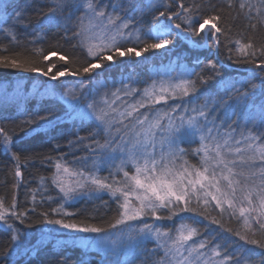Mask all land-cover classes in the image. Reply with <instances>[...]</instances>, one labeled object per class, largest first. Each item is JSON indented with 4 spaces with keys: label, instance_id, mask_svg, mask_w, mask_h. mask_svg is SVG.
Returning a JSON list of instances; mask_svg holds the SVG:
<instances>
[{
    "label": "snow or ice",
    "instance_id": "snow-or-ice-1",
    "mask_svg": "<svg viewBox=\"0 0 264 264\" xmlns=\"http://www.w3.org/2000/svg\"><path fill=\"white\" fill-rule=\"evenodd\" d=\"M26 4L27 0H0V9L13 14V26L0 29L10 43L19 44L14 27L24 24L26 8L22 5ZM46 6V12L45 5L33 9L42 17L35 26H62L64 39L75 41L72 48L80 49L83 59L65 53L58 56L63 63L57 66L56 62L45 63L57 56L55 48L33 47L9 54L10 49L0 45V68L38 73L51 81L64 77L91 80L99 75L98 70L124 63L125 57L138 58L169 49L178 38L195 37L217 49L223 37L226 44L234 45V56L229 59L250 67L243 81L221 79L225 96L219 100L209 97L203 103L198 100L205 86L221 75L218 60L211 58L195 61L203 65L199 71L185 68L179 76L153 80L143 89L121 81L119 87L86 103H82L87 100L82 80L79 90L65 88L60 100L81 122H94L95 131L68 142L70 149L83 145L88 156L72 162L65 155L41 157V163L53 171L50 177L40 178V189L31 192V211H35L37 191H48L49 180L63 202L40 213L42 219L37 222L96 234L89 242L113 255L122 251L123 264H134L137 257L141 264H264V42L257 44L252 35H231L240 18L253 33L264 29V0H149L146 5L141 0H48ZM146 11L152 18L144 28L140 25ZM48 91L55 94L53 86ZM230 111L236 119L228 123ZM51 116L49 110L23 120L21 124L28 128L25 135L52 124ZM13 136L14 130L0 127V146L5 152L11 151ZM193 142L198 144L194 149L181 147ZM189 155L198 157V162L193 164ZM11 156L14 176L22 180V163L31 158L17 152ZM104 167L109 169L106 176L100 175ZM98 192L108 193L117 205L107 226L74 219L77 213L64 206L80 195ZM217 210L220 219L211 215ZM28 212L18 211L15 195L10 204L0 198V223L11 234V246L0 255L8 264L22 238L14 222L24 224ZM185 213L191 215L185 217ZM225 214L237 222L238 229L225 227ZM196 216L255 248L229 252L227 244L214 242L225 237L206 236L196 226ZM174 218L181 222L171 227L155 223ZM148 242H154L152 249L145 247Z\"/></svg>",
    "mask_w": 264,
    "mask_h": 264
},
{
    "label": "trees",
    "instance_id": "trees-1",
    "mask_svg": "<svg viewBox=\"0 0 264 264\" xmlns=\"http://www.w3.org/2000/svg\"><path fill=\"white\" fill-rule=\"evenodd\" d=\"M148 2L149 0H141L142 5H146ZM214 2L222 3L223 0H214ZM47 4L48 0H27V4L22 5L26 8L24 24L15 25L14 27L19 44L10 43V38H6L3 32H0V45L7 46L10 49L9 54L17 51L22 52L33 47H41L46 51L55 48L57 56L50 57L49 61L45 63L56 62L57 66L63 63L58 61V56L65 53L80 56L83 59V53H81L80 49L72 48V44L75 41H66L64 39L62 26L57 27L47 24L41 27L35 26L37 20L42 19V17H38L33 9L40 5H45L44 11L46 12ZM12 15L11 10L4 12L3 9H0V29H7L13 26L14 21L10 18ZM143 15L144 20L140 26L146 28L152 17L147 11ZM136 19L138 21L141 20L140 13L136 14ZM25 24H31L32 26L25 27ZM245 24L244 18H240L235 22L231 33L233 38L241 35L246 38L252 35L257 44L264 42V29L253 33L245 28ZM190 41L193 44H188L185 40L178 38L174 46H169L170 50L165 49L145 53L140 58L129 59L125 57L123 58L124 63L107 71L98 70L99 75H94L91 80L84 77H64L61 78V81H51L47 77L38 75V73H26L15 69L0 68V81L13 83L16 79L22 78L25 83L21 87L27 88H19L18 93L13 95L6 94L7 96L3 95L0 98V127L14 130V143L11 151L5 152L3 147L0 146V198H3L6 204H10L13 195H15L18 211L29 209L28 218L24 224H20L19 221L14 222L15 227L20 230L22 238L18 242L20 244L19 249L13 251L8 258L11 264H123V261L110 263L111 260H108V255L100 250L85 249L67 241H60L58 239L60 236L66 238L70 236L51 230L45 232L44 229L53 225L37 222L42 219L40 213L49 211L51 208L57 207L58 203L63 202L59 199L58 190L51 186L49 180L48 191H37L35 211H31L33 208L31 192L40 189V178L50 177L53 171L48 164L41 163V157L43 155H51L53 157L65 155L66 159L72 162L89 155L83 145L70 149L68 142L70 140L75 141L77 135L88 137L90 133L95 131L94 122L88 120L81 122L77 113L60 100L65 88L73 87L79 90L81 80L87 86V100L82 101V103H86L93 99H99L107 90L119 87L121 81L143 89L153 80L177 77L185 68H195L196 71H199L203 65L197 66L195 61L206 62L207 59L211 58L218 60L221 75L205 86L207 90L200 95L198 100V103H203L209 97L219 100L225 96L224 90L219 84L221 79L243 81L247 78L248 71H242V69L248 70L250 65L235 63L234 59H229L230 56H234V45L226 44L223 37H221L219 49L211 46L210 43H205L199 37L191 38ZM230 48L233 51H229ZM55 70L53 69V71ZM254 82L259 83V80ZM58 84L63 86L56 87ZM50 86L54 87V95L48 91ZM172 103V101H169V104ZM175 103H180V101ZM157 107L163 108L167 106L160 105ZM49 110L52 113L50 117L52 118V124L46 125L39 133L25 135L28 132V128H24L21 122L28 119L35 112L44 115ZM233 110L238 111L234 104ZM55 117H58V119H55ZM229 117L228 123L236 119L235 116H232L231 111L229 112ZM241 127H243V122H241ZM22 128L23 131L21 130ZM84 143H88V141L85 140ZM56 145H60V148L57 149ZM197 146V142L181 144V147L189 150ZM12 152L21 154L22 158L23 156L31 158L27 164L22 163L23 178L19 181L14 176L15 161L12 159ZM188 159L193 164L198 162V157L196 156L189 155ZM108 171L109 169L104 167L100 175L106 176ZM14 184L19 186L14 188ZM48 196L53 197V200L49 201L47 199ZM64 206L68 211L77 213V216L73 217L74 219L87 220L89 223L101 226H107V223L116 215L117 209V205L110 195L104 193L96 195L94 193L83 194ZM217 213L218 210L213 211L211 215L220 219L221 217ZM182 215L187 217L191 214L185 213ZM53 218L60 217L53 216ZM194 219L196 226L209 238L221 235L225 237V239H218V241L214 242L227 244L229 252L241 248H255V246L245 244L238 237L224 232L218 225L211 224L209 220L201 216H196ZM223 221L226 228H239L237 222L234 219L230 220L227 214L224 215ZM180 222L179 218H174L172 221H156L155 223L171 227L173 223L179 224ZM184 222L192 223L193 221L186 220ZM10 235L6 227L0 223V253L11 246ZM145 247L152 249L154 242L146 243ZM255 250L260 251L259 249ZM0 264H8L2 255H0ZM134 264H141V258L137 257L134 260Z\"/></svg>",
    "mask_w": 264,
    "mask_h": 264
},
{
    "label": "rangeland",
    "instance_id": "rangeland-1",
    "mask_svg": "<svg viewBox=\"0 0 264 264\" xmlns=\"http://www.w3.org/2000/svg\"><path fill=\"white\" fill-rule=\"evenodd\" d=\"M206 43V42H205ZM201 47V46H200ZM161 50H165V49H161ZM39 75V74H38ZM25 80L20 78V79H16L15 82H7V81H0V96L1 98L3 97L4 94H10L13 95L15 93L19 92V88H24L27 89L25 87H21V85H24ZM118 163V161H117ZM108 194L106 192H98V193H94V195L96 194ZM152 221V220H149ZM153 222V221H152ZM54 231V232H59V233H63L66 235H69V238H66L64 236H60L58 239L60 241H67L68 243H71L73 245H79L85 249H94V250H100L103 253H106L108 255V260H111L110 263L112 262H120V261H124L126 259L124 253L122 251L118 252L116 255H113L111 250H105L103 248L97 247L94 244L90 243L89 241L96 235V234H88V233H79V232H72L69 230H65V229H61L59 228V226H49L48 228L44 229V231ZM130 258V257H128ZM113 264V263H112Z\"/></svg>",
    "mask_w": 264,
    "mask_h": 264
},
{
    "label": "bare ground",
    "instance_id": "bare-ground-1",
    "mask_svg": "<svg viewBox=\"0 0 264 264\" xmlns=\"http://www.w3.org/2000/svg\"><path fill=\"white\" fill-rule=\"evenodd\" d=\"M5 96H7L6 94H4ZM0 98H1V96H0ZM0 106H1V101H0ZM90 250H94V249H90Z\"/></svg>",
    "mask_w": 264,
    "mask_h": 264
},
{
    "label": "water",
    "instance_id": "water-1",
    "mask_svg": "<svg viewBox=\"0 0 264 264\" xmlns=\"http://www.w3.org/2000/svg\"><path fill=\"white\" fill-rule=\"evenodd\" d=\"M242 71H248L247 69H242Z\"/></svg>",
    "mask_w": 264,
    "mask_h": 264
}]
</instances>
